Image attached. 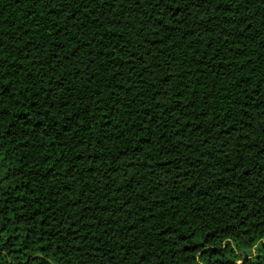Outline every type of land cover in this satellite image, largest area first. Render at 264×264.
Returning a JSON list of instances; mask_svg holds the SVG:
<instances>
[{
    "label": "trees",
    "instance_id": "obj_1",
    "mask_svg": "<svg viewBox=\"0 0 264 264\" xmlns=\"http://www.w3.org/2000/svg\"><path fill=\"white\" fill-rule=\"evenodd\" d=\"M0 264H264V0H0Z\"/></svg>",
    "mask_w": 264,
    "mask_h": 264
}]
</instances>
